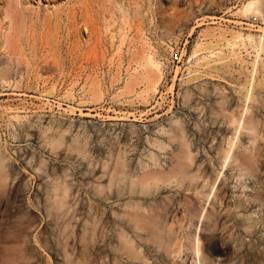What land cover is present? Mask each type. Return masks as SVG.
I'll list each match as a JSON object with an SVG mask.
<instances>
[{
  "label": "rangeland",
  "instance_id": "rangeland-1",
  "mask_svg": "<svg viewBox=\"0 0 264 264\" xmlns=\"http://www.w3.org/2000/svg\"><path fill=\"white\" fill-rule=\"evenodd\" d=\"M42 1L0 23V264H264V17Z\"/></svg>",
  "mask_w": 264,
  "mask_h": 264
},
{
  "label": "bare ground",
  "instance_id": "bare-ground-1",
  "mask_svg": "<svg viewBox=\"0 0 264 264\" xmlns=\"http://www.w3.org/2000/svg\"><path fill=\"white\" fill-rule=\"evenodd\" d=\"M46 5L48 4H55L56 2H58L59 0H44ZM115 1V0H114ZM32 2L33 3H36V4H39V3H42L43 1L42 0H25V3L22 1V0H0V3H2V8H0V11H1V16H0V23H3L5 22L6 24V31L4 32V36L7 40V38H9L10 36L12 35H15V33H18V32H21L23 31V26L24 24H27L28 22L30 24L34 23L35 20L38 18V8H36L34 5H32ZM263 2L264 0H247L245 1L244 3H242V6H240L236 11H235V15L239 14V15H249V14H253V15H256L257 17H264V8H263ZM44 3V4H45ZM31 4V5H29ZM34 6V7H33ZM48 7V6H47ZM50 8V7H49ZM68 9V8H67ZM66 9V10H67ZM80 14V13H79ZM53 15L56 17V20L58 19L57 17H59V11L58 10H55L53 12ZM43 18H45L46 20H50V14H44L43 15ZM79 18V17H78ZM86 28V26H85ZM112 28V27H111ZM85 30V29H84ZM86 32V31H85ZM14 33V34H13ZM214 35V34H212ZM232 35V34H231ZM221 36H223V34L221 33ZM240 38H243L240 36V34H237V35H233L232 37V40L231 39H226L227 40V44H229L230 48H234L236 45H237V42ZM248 38V37H247ZM250 38V37H249ZM249 40V39H248ZM227 46V47H229ZM258 49H261V48H258ZM258 49H257V52H258ZM241 51V50H240ZM260 52V50H259ZM196 55V54H193V56ZM214 55V54H213ZM257 54H256V58H257ZM258 59V58H257ZM146 61L148 62V65L150 68H153L155 70H159V65L157 62L153 61L151 57H147L146 58ZM257 61V60H256ZM255 69V64H254V68H253V71ZM5 71H0V74L4 75L1 77V79H4L5 77V74H6V69H4ZM155 70H151V69H146V77L147 79H153V80H156L157 79V75H156V72ZM2 72V73H1ZM264 74V73H263ZM132 79V78H131ZM130 79V81H131ZM252 82V81H251ZM130 83V82H129ZM128 83V85H130ZM157 85V84H156ZM159 86V85H158ZM155 87V86H154ZM238 87V86H237ZM250 87H251V83H250ZM155 89V88H154ZM246 94H245V97L246 99L248 100V98H250L251 96V91H250V88L249 90L246 89ZM246 104V103H245ZM245 111V110H244ZM244 114V113H243ZM241 120H242V117H241ZM242 122H240L239 124V127L238 128H243L242 127ZM250 123V122H249ZM257 126V125H256ZM238 131L236 133L239 132V129H237ZM244 130V129H243ZM58 138V137H57ZM171 139V138H170ZM236 139V138H235ZM231 148V147H230ZM185 158L187 160H190L192 159V156L191 154L188 152L186 153L185 155ZM228 156H229V153H228ZM180 160V158H179ZM185 160V159H184ZM227 160V159H226ZM227 162V161H226ZM180 166V162H177ZM178 166V167H179ZM227 167V166H226ZM153 174H152V179L153 181H158V180H161L163 178V175H165L166 171L164 170H153ZM4 172V171H3ZM176 172L178 174H182V170L181 168H177ZM170 176H178L177 174H174V173H171ZM47 179V178H46ZM165 181V180H164ZM65 192V191H64ZM212 192V191H211ZM69 199V198H68ZM43 200V199H42ZM65 202H64V198L62 199H58V201H51L49 203V207H53L55 208L56 210H58V215H60L61 213L64 214L65 213V206H64ZM173 205V204H172ZM174 206V205H173ZM42 209V208H41ZM62 209V211H61ZM67 209V208H66ZM205 209V208H204ZM69 212V211H68ZM203 213V212H202ZM203 217V215H202ZM88 218V217H87ZM201 218V217H200ZM103 219V218H102ZM94 221V220H93ZM87 226V225H86ZM97 227V226H96ZM141 230V229H140ZM197 232V231H196ZM126 236V242H128L129 246L128 248L131 247V238H130V235H128L127 233L125 234ZM197 236V235H196ZM79 237V236H78ZM154 237L157 238V235H155L154 233ZM82 239V238H81ZM153 242H157L156 239L153 240ZM197 242V240H196ZM196 244V243H195ZM198 244L195 245V247L197 248ZM178 247V246H177ZM87 248V247H86ZM176 251V249H175ZM196 254L198 253V248L196 250ZM175 253V252H174ZM178 253V251H177ZM173 256V255H172ZM174 259V258H173ZM198 259V258H197Z\"/></svg>",
  "mask_w": 264,
  "mask_h": 264
},
{
  "label": "built area",
  "instance_id": "built-area-1",
  "mask_svg": "<svg viewBox=\"0 0 264 264\" xmlns=\"http://www.w3.org/2000/svg\"><path fill=\"white\" fill-rule=\"evenodd\" d=\"M257 58L259 59V61L264 66V51L261 54H259V56Z\"/></svg>",
  "mask_w": 264,
  "mask_h": 264
}]
</instances>
